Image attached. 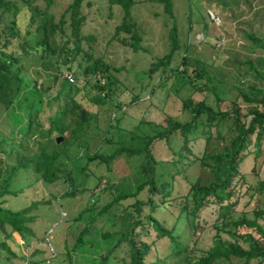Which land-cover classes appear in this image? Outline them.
Returning <instances> with one entry per match:
<instances>
[{
	"label": "rangeland",
	"instance_id": "obj_1",
	"mask_svg": "<svg viewBox=\"0 0 264 264\" xmlns=\"http://www.w3.org/2000/svg\"><path fill=\"white\" fill-rule=\"evenodd\" d=\"M70 1L52 0L48 11L53 15L54 21ZM34 2L41 8L45 7V0ZM164 5V2L157 0H132L129 15L124 19L132 24L128 27L130 31H120L114 36V27L124 21L122 7L109 0H81L80 14L84 15V21L80 25L79 35L89 39L79 41L80 51L67 65L74 72L76 83L81 88L75 100L91 114V118L78 140L68 138L67 131L61 135L62 140L58 144L66 139V154L61 157L64 175L60 174L56 181L44 182L39 174L23 170L22 166L15 171L11 169L16 164L22 165L24 161L14 153L17 146H20L19 155L28 156L35 150L32 138L22 140L27 110V106L23 107V104L33 98L27 97V100L19 101L20 107L15 103L7 110L0 107V207L20 210L33 201L44 202L26 213L30 216L25 224L29 231H23L22 236L17 232H10L5 243L14 256L0 253V264H97V253L107 244L100 240L99 231L109 232V238L113 239L117 236L115 232H126L132 219L126 218L129 211L125 209H129L135 198L143 202L139 218L144 224L135 231L138 238L153 245L145 258L148 262L156 256L167 255L169 247L166 238H157L154 230L146 227L144 215L147 212L161 225L171 228L172 233L179 234L183 243L191 234L188 248L193 258L203 254L212 245L215 234L228 241L235 240L243 247L246 245L243 240L226 233V230L232 231L234 227L224 224V218H219L218 206L212 196H208L207 202L199 208L194 221V232H190L186 219L192 208L188 182L201 186L211 180L210 169L193 161V156L221 152L229 146L235 135L231 115L218 122L217 133L211 128L207 144L205 117L204 114L198 116L196 127L188 135L186 143L190 154H184L188 161L185 160L182 166L180 164L183 158L179 154L181 137L178 131L168 138L154 139L151 142L150 152L157 162L153 165V183L157 189L164 183L169 191L168 197L164 198L167 203L164 208L154 206L150 209L151 205L145 203L147 197L156 203L161 197L160 193L149 194L148 185H145L135 197H125L118 204L112 205L105 215L97 213L101 206L112 200L113 194L121 190L133 193L134 187L145 178L139 171L141 154L127 155L123 152L107 161H102L98 154L107 155L118 147L136 149L142 146L143 139L155 135L165 125L166 116L180 123L190 120L189 110L181 108L183 99L188 98L192 102L202 100L215 108V96L209 89L214 85L219 98L218 108L230 112L234 102L239 107L240 120L246 122L250 118L248 111L254 105L262 111L260 103L248 102L242 95L248 99H264V80L255 76L246 63L251 60L259 72H264V0H169L168 5ZM17 6L19 11L14 19L19 37L12 39L7 51L22 37L29 44H34L33 25H29L28 21L30 11L19 0ZM211 15L215 16L214 20L210 18ZM8 18L10 16H5V21ZM67 23L68 20L65 21L64 34L70 38L67 43L70 47L73 38L69 35ZM171 27H174L179 47L174 52L168 69L161 71L158 68L147 73L151 63L167 51L168 31ZM131 31L136 32L139 38L136 50L130 45ZM249 34L258 41L250 40ZM56 37V43L60 45L64 37L58 32ZM39 52L40 48L33 46L30 54H34V59L25 57L23 68L35 80V85L39 84L38 89L42 92V100L30 102V110H40L34 123L43 128L47 125L48 111H52V114L60 106L61 88H66L68 84L59 79L56 86L59 91L55 95V82L49 73L61 77L65 67L60 62L55 68L45 67L41 64ZM86 54L91 59L99 58L108 67L107 78L112 82L115 95H111L104 104L93 105L90 102L89 98L95 93L91 87L94 77H88L87 83H84L85 75H81L80 69H76L81 57L84 58L81 59V66L87 63ZM182 57L189 62L185 73L182 71ZM175 68L178 71L173 70ZM203 85L206 88L202 89ZM198 87L201 89L195 91ZM46 92L52 93L54 98L50 101V110L44 99L47 97ZM118 101L124 103V112H118ZM114 109L116 116L112 118ZM259 148L260 152L253 157V146L250 145L249 153L238 166L245 185L242 184L238 191L237 203L229 215L232 219L253 217L246 204L249 198L244 188L246 184L255 187L259 180L264 179V139L260 141ZM9 149H12L10 153ZM184 195L187 197L184 200L187 209L181 211V198ZM257 199V206L264 208V188L258 191ZM121 207L126 208L122 210ZM82 210L85 211L78 216ZM129 215L133 216L132 212ZM259 223L264 231V217L259 219ZM53 224L50 238L53 254L50 256L39 238ZM84 227L87 228L83 235L84 243L76 249L74 241L79 230ZM234 229L243 235L250 234L255 240L264 243V237L259 236L253 228ZM234 233L237 236V231ZM32 250L34 252L31 254ZM127 258V245L121 241L108 256V262L122 264ZM254 262L256 260H249L248 264ZM218 264L246 263L230 256L229 260H220ZM259 264H264V257Z\"/></svg>",
	"mask_w": 264,
	"mask_h": 264
},
{
	"label": "trees",
	"instance_id": "obj_2",
	"mask_svg": "<svg viewBox=\"0 0 264 264\" xmlns=\"http://www.w3.org/2000/svg\"><path fill=\"white\" fill-rule=\"evenodd\" d=\"M19 1L27 6V9L30 11L28 21L29 25H33L34 44H29L27 39L22 37L19 42L13 44L11 48L9 47L8 51L6 50L7 46L11 44L12 39L19 37V31L15 27L16 23L14 19L15 14L19 11V7L17 6L18 0H0V107L4 110H7L14 103L20 107L19 101L27 100L25 99L27 97L33 98L28 103L26 102V105L23 104V107L27 106V110L26 125L22 130L24 139L22 140L32 138L33 143L35 144V150L28 156L19 155L21 154L19 149L20 146H17V148L14 149V153L17 156H20L24 161L22 165L16 164L15 166H12L11 169L15 171L19 169L20 166H22L23 170H30L35 174H39L40 178L44 182L52 183L57 180L60 174L64 175L61 170L63 167L61 157L65 156L66 154V148L64 147L66 139H64L60 144H55L54 138L56 136H61L65 131H67L68 138L78 140V138L84 134L85 128L88 126V121L91 118V114L75 100V96L79 93L81 88L76 83L74 72L67 65L76 58L78 52L80 51L79 41H81V39L88 40L89 38L79 35L80 25L84 21V15L80 14L81 0H71L64 7L62 14L56 21L53 20V15L48 11V7L52 0H45V7L43 8L39 7L34 2L35 0ZM109 1L112 3H117L122 7L124 16L123 20L128 17L129 7L132 3V0ZM157 1L164 2V6H167L169 0ZM226 1L223 0V2ZM5 16H10V18L5 21ZM66 20H68L67 24L69 28V35L73 38L70 47L67 46L70 38L68 39L69 36L64 34V25ZM130 24L131 23L129 21H122L120 24L114 27L113 35L116 36L120 31L129 32L130 29L128 27ZM57 32L64 37L62 40L63 42L60 45H57L56 43ZM168 32L167 51L161 57L157 58L156 61L151 63L147 73L156 71L158 68H161V71L168 69V64L174 52L179 47L174 27H171ZM130 33V45L133 47V50H136L139 41L138 35L136 32L131 31ZM248 36L250 40L258 41V39L253 37V35L249 34ZM33 46L40 48L39 58L42 65H45V67L52 66L55 68V65L60 62L61 65H64L66 71L72 72L75 79L73 83H68L62 74L61 77H57L56 75L49 73L50 77L55 82L53 90H56V96L59 91V89L56 88L59 79H62L68 85L66 88H61L60 106H58L52 114V111H48V115L46 117L47 125L43 128H40L39 124L34 123L37 118L36 114L40 110H30V102L34 100L41 101L43 98L41 96L42 92L38 89L39 84L36 86L35 80H32L26 73V70L23 68V61L25 57H28L32 60L34 59V54H30V50L33 48ZM81 59L84 58L81 57L77 61L76 69H80V74L83 76L85 75L83 78L84 83H87L88 77H94L91 87L94 89L95 93L89 98L90 102L93 105L106 103L111 95H115L112 89V82L107 78V65L104 64L99 58L91 59L90 55L86 54L87 63L81 66ZM181 63L184 66L182 71L185 73L189 68V62L187 59H185V57H182ZM246 63L247 66L253 70L255 76L264 80V72H259L251 60L246 61ZM56 70H58V68ZM173 70L178 71V68ZM97 75L103 78V84H99L98 79L96 78ZM204 88H206L205 85H203L202 89ZM200 89L201 88L198 87L195 89V91H199ZM209 89L215 96L216 109L202 100L192 102L190 99L185 98L182 100L181 108L189 110L191 115L190 120L180 123L176 120H173L170 116H166L164 120L165 125L160 130H158L155 135L149 137L147 136L145 139H143L142 146L136 149L118 147L107 155L101 156L98 154V157L102 161L111 160L113 157L123 152H126L127 155L129 153L141 154L142 161L139 164V171H141L145 177L134 187L133 193H125L123 190H121L113 194L112 200L98 209L97 213L100 214V216L105 215V213L108 211L107 209L114 204H118L119 200L128 196L135 197L145 185H148L149 194H161L159 202L156 203L150 197H147L145 203L151 205L150 209H152L154 206L164 208L167 205L164 198L168 197L169 191L164 183H161L159 189H157L153 183V165H155L157 162L150 152L149 147L151 142L154 139H161L164 137L168 138V136L178 131L181 137L179 154L183 158L180 164V166H182L185 160L188 161L186 154H190V152L186 143L189 140L188 135L192 133V130L196 127L198 116L200 114H204L205 117V143L207 144L208 139L211 137V128H213V130L216 132L218 122L224 117L231 115L234 123L235 135L231 138L229 146L225 147L221 152L203 153L200 156H193V161H196L210 169L211 180L208 182V184L201 186H196L193 185V183L188 182L190 191L189 197L192 201V208L188 211V217L186 218L188 228L190 229V232H194V221L197 212L199 208L207 202L208 196H212V200L217 203L218 206V216L221 219L224 218V224L232 225L234 228H253L256 232H258L259 236L262 238L264 237V231L259 223V219L264 217V208L257 206V194L258 191L264 188V179L259 180L257 186L255 187L250 186V184H246L244 188V191H246V194L249 198L246 204L252 211L253 217L251 219L244 217L232 219L229 217L233 206H235L237 203L238 191L242 184L245 185L243 174L239 172L238 166L243 158L249 153L248 147L250 145L253 146V157L258 155L260 152V141L264 139V99H248L245 95H242V97L248 102L260 103L262 106V111L258 110L257 106L255 105L254 108L249 109L248 114L251 116L245 122L244 120H240L238 114L239 107L234 102H232V108L230 112L218 108L219 98H217L215 86L212 85ZM45 94L47 96L44 98L46 101V107L48 110H50V101L54 98L51 95L52 93L46 92ZM121 105L124 106V103L118 101V112H121L119 111ZM112 111L115 112L116 110L114 109ZM8 151L10 153L12 149L11 151L10 149ZM185 198H187L186 195L181 198L183 199L181 211H185L187 209L186 204H184ZM42 203L44 202L39 200L33 201L29 206L20 210H9L0 207V232L2 233V240L0 241V253L3 252L8 256H14V253L10 251L6 245L5 240L9 237L11 231L17 232L21 236L23 235V231H29V228L25 224L30 220V216L26 213L30 211V209L35 208L36 205ZM142 203L143 202L141 200L135 198V200L129 205V209H125L126 207H121L122 210H128L129 213L132 212L133 214L132 216L128 213L126 216V218L132 219L126 232H115L117 236L115 239H113L109 238V232L105 230L99 231L100 240L106 241L107 244L104 248H102L101 252L97 253V264H116L115 262L109 263L108 256L121 243V241L127 245L128 250V258L126 261H123L122 264H218L220 260H229L230 256L241 259L246 264H248L249 260H256L254 264H259L261 259L264 257V243H260L259 241L255 240L250 234H240L238 230L233 228L232 231H230V229L226 230V233L232 237L243 240V242L246 244L244 247L239 245L235 240L228 241L226 239H222L219 234H215L212 245L203 254L193 258L190 256V249L188 248V241L191 240V234L186 238V242L183 243L180 240L179 234L172 233L171 228L168 229L164 227L150 214V212H147L144 215L146 227L148 226L150 229L154 230L157 238H166L168 240L169 247L167 255L162 257L156 256L154 259L148 262L145 258L149 251L153 249V245L143 239L138 238V233L135 231L138 226L144 225L142 220L139 218V212ZM83 211L85 210L80 211L78 216ZM179 214L180 211L178 215H176V219ZM47 229L48 228H46L44 231L43 236L39 238L41 239V243L43 242ZM234 231H237V236L235 235ZM86 232L87 228L84 227L81 228L77 233V237L74 241V246L76 249L82 247L84 243L83 235ZM145 233H147V230ZM27 243L28 242H26V245ZM44 248L46 249V247ZM34 250H32L30 253L32 254Z\"/></svg>",
	"mask_w": 264,
	"mask_h": 264
},
{
	"label": "built area",
	"instance_id": "obj_3",
	"mask_svg": "<svg viewBox=\"0 0 264 264\" xmlns=\"http://www.w3.org/2000/svg\"><path fill=\"white\" fill-rule=\"evenodd\" d=\"M210 18L212 20H214L215 16H212L211 15ZM62 75H63L64 79L68 83H73L75 81L74 75L72 74L71 71H66L65 70ZM96 78L98 79L99 84H103L104 83V80H103L102 77H100V76L97 75ZM124 109H125V107L123 105H121V108H120L119 111L122 112V111H124ZM114 116H115V112L112 111V117H114ZM52 227H54V224L51 225L50 228L47 229V231L45 233V236H44V239H43V242H42V245L44 247H46V249H47L48 253L50 254V256H51V254H53V247H52V245L50 243ZM48 258H49V256L46 258V263L48 262Z\"/></svg>",
	"mask_w": 264,
	"mask_h": 264
},
{
	"label": "water",
	"instance_id": "obj_4",
	"mask_svg": "<svg viewBox=\"0 0 264 264\" xmlns=\"http://www.w3.org/2000/svg\"><path fill=\"white\" fill-rule=\"evenodd\" d=\"M61 140H62V136H56V137L54 138V142H55V144H58Z\"/></svg>",
	"mask_w": 264,
	"mask_h": 264
}]
</instances>
